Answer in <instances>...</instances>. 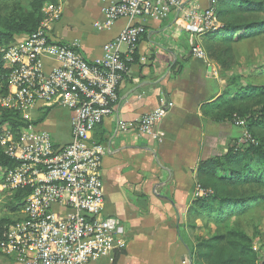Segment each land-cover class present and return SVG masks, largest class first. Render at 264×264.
<instances>
[{
    "label": "built area",
    "instance_id": "2783aa9c",
    "mask_svg": "<svg viewBox=\"0 0 264 264\" xmlns=\"http://www.w3.org/2000/svg\"><path fill=\"white\" fill-rule=\"evenodd\" d=\"M185 2L110 0L103 8L104 23L96 25L109 28L123 18L128 23L93 61L78 41L65 43L54 34L53 26L63 16L59 5L45 7L38 30L8 45L3 60L12 88L1 104L20 113L24 122L19 128L9 122L0 126V145L14 163L0 166V194L23 193L21 219L0 234V251L14 264H92L103 258L113 263L114 251L125 246L104 213L107 148L93 139V132L115 112L130 62L147 31L144 20L165 18ZM219 25L215 6L186 13L184 28L197 56L205 55L198 37ZM63 109L71 113L67 143L55 141L45 121L36 117ZM165 112L158 107L137 122L120 121L119 127L151 134ZM235 122L243 129L239 142H254L246 119Z\"/></svg>",
    "mask_w": 264,
    "mask_h": 264
},
{
    "label": "crops",
    "instance_id": "0c3cea01",
    "mask_svg": "<svg viewBox=\"0 0 264 264\" xmlns=\"http://www.w3.org/2000/svg\"><path fill=\"white\" fill-rule=\"evenodd\" d=\"M109 2L59 0L63 16L54 24V34L65 43L78 41L88 60L98 59L103 46L128 23L123 18L109 28L96 25L104 23L103 8ZM210 6L216 7L215 0H186L167 17L143 22L147 31L130 62L115 112L93 132V139L107 148L102 162L104 213L125 246L114 251L113 263L103 258L92 264L194 263L189 244L202 230L192 231L188 212L205 194L197 183V166L226 152L229 142L242 132L235 123L215 121L203 111L224 86L206 49L203 57L193 52L184 17L190 10L200 12ZM197 40L203 45L204 36ZM177 64L182 66L178 74ZM158 107L166 112L153 133L119 127L120 121L137 122ZM66 111L71 125V113ZM53 123L45 121L56 133L58 126Z\"/></svg>",
    "mask_w": 264,
    "mask_h": 264
},
{
    "label": "trees",
    "instance_id": "16d2710c",
    "mask_svg": "<svg viewBox=\"0 0 264 264\" xmlns=\"http://www.w3.org/2000/svg\"><path fill=\"white\" fill-rule=\"evenodd\" d=\"M215 2L220 25L202 35L203 47L209 58L221 67L220 76L225 77V71L235 62V44L264 27V22L255 20L257 15L264 16V0ZM58 5L59 0H0V126L8 122L17 128L24 125L20 113L1 104L12 88L8 81L9 70L3 60L5 51L19 36L38 30L45 7ZM240 31L244 34H238ZM175 69L178 74L182 66L178 68L177 64ZM260 75L264 76V72ZM203 111L218 122L245 118L254 142L240 143L239 136L229 142L222 155L199 162L197 183L205 194L190 207L189 226L197 227L195 219H200L206 233L189 244L193 264H258L254 239L244 230L238 217L257 200L264 199L261 193L264 190V82L240 87L235 94L225 87L219 97L203 106ZM40 118L37 121H44ZM13 164L0 145V166ZM22 194L17 192L8 201L16 202L10 207L12 212L22 210ZM13 222L15 220L2 218L0 234Z\"/></svg>",
    "mask_w": 264,
    "mask_h": 264
},
{
    "label": "rangeland",
    "instance_id": "374dc122",
    "mask_svg": "<svg viewBox=\"0 0 264 264\" xmlns=\"http://www.w3.org/2000/svg\"><path fill=\"white\" fill-rule=\"evenodd\" d=\"M5 13L6 12H4V14ZM255 20L257 22H264V16L257 15ZM257 32L258 33L246 35L245 38L235 44L234 65L230 70L225 71V77L220 76L224 88L228 87L233 94H235L240 87L251 84L257 85L264 82V76L260 75L261 72H264V27H261ZM238 34H244V31H240ZM215 66L220 74L221 67L216 62ZM67 112L66 110L61 113L59 110H50L46 115H42L43 117H36H41L44 121L48 119L50 123L54 122L56 126H58V131L56 133L53 132V136L57 140H63L62 143H67L69 141L67 140L69 138V128L71 129ZM233 123L236 124V122ZM240 130L243 129L240 127ZM261 193L264 194V190H262ZM10 198L8 193L0 194V221L2 218H9L12 221H17V219L22 216L21 211L12 212L10 207L14 206L16 202H8ZM17 204H19L18 201ZM238 219L244 230L254 239V248L259 256L258 264H264V199L260 198L257 200V202L251 205L247 212L240 215ZM194 224H196L197 227L191 228L192 231H202L199 232L200 234L193 236V242H195L199 236L205 235L206 233L203 222H196ZM0 264H14V260L8 258L0 251Z\"/></svg>",
    "mask_w": 264,
    "mask_h": 264
}]
</instances>
